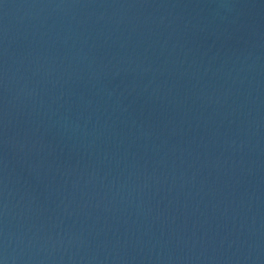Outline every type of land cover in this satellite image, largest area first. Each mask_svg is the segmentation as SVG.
Here are the masks:
<instances>
[{
    "label": "water",
    "instance_id": "obj_1",
    "mask_svg": "<svg viewBox=\"0 0 264 264\" xmlns=\"http://www.w3.org/2000/svg\"><path fill=\"white\" fill-rule=\"evenodd\" d=\"M3 264H264V0H0Z\"/></svg>",
    "mask_w": 264,
    "mask_h": 264
},
{
    "label": "snow or ice",
    "instance_id": "obj_2",
    "mask_svg": "<svg viewBox=\"0 0 264 264\" xmlns=\"http://www.w3.org/2000/svg\"><path fill=\"white\" fill-rule=\"evenodd\" d=\"M0 264H3V261L2 260H0Z\"/></svg>",
    "mask_w": 264,
    "mask_h": 264
}]
</instances>
